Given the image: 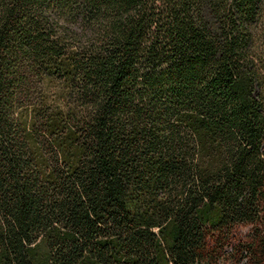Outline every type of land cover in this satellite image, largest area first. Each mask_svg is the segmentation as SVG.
<instances>
[{
    "label": "trees",
    "instance_id": "obj_1",
    "mask_svg": "<svg viewBox=\"0 0 264 264\" xmlns=\"http://www.w3.org/2000/svg\"><path fill=\"white\" fill-rule=\"evenodd\" d=\"M229 248L264 264V0H0V264Z\"/></svg>",
    "mask_w": 264,
    "mask_h": 264
},
{
    "label": "rangeland",
    "instance_id": "obj_2",
    "mask_svg": "<svg viewBox=\"0 0 264 264\" xmlns=\"http://www.w3.org/2000/svg\"><path fill=\"white\" fill-rule=\"evenodd\" d=\"M249 234V228H242L240 229V232H238V241L245 240L246 236ZM227 255L221 260L219 264H244V263H239L238 260H233L230 257V254L232 253V249L229 248L226 250Z\"/></svg>",
    "mask_w": 264,
    "mask_h": 264
}]
</instances>
